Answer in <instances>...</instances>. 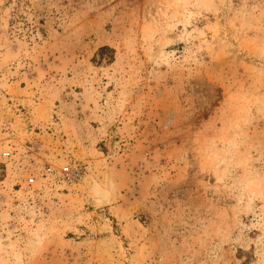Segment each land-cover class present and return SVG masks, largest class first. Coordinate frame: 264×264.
Listing matches in <instances>:
<instances>
[{
    "label": "rangeland",
    "instance_id": "374dc122",
    "mask_svg": "<svg viewBox=\"0 0 264 264\" xmlns=\"http://www.w3.org/2000/svg\"><path fill=\"white\" fill-rule=\"evenodd\" d=\"M0 264H264V0H0Z\"/></svg>",
    "mask_w": 264,
    "mask_h": 264
},
{
    "label": "built area",
    "instance_id": "2783aa9c",
    "mask_svg": "<svg viewBox=\"0 0 264 264\" xmlns=\"http://www.w3.org/2000/svg\"><path fill=\"white\" fill-rule=\"evenodd\" d=\"M5 155L7 156L8 152H6ZM47 170L49 171L50 169L48 168ZM64 173H65L66 176H70V172H69V170L67 168H65Z\"/></svg>",
    "mask_w": 264,
    "mask_h": 264
}]
</instances>
